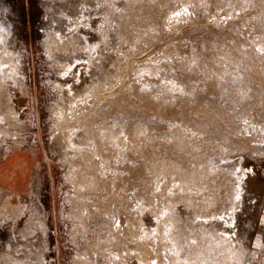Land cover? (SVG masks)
Wrapping results in <instances>:
<instances>
[{
  "label": "rangeland",
  "instance_id": "374dc122",
  "mask_svg": "<svg viewBox=\"0 0 264 264\" xmlns=\"http://www.w3.org/2000/svg\"><path fill=\"white\" fill-rule=\"evenodd\" d=\"M12 157L0 264H264V0H0Z\"/></svg>",
  "mask_w": 264,
  "mask_h": 264
},
{
  "label": "crops",
  "instance_id": "0c3cea01",
  "mask_svg": "<svg viewBox=\"0 0 264 264\" xmlns=\"http://www.w3.org/2000/svg\"><path fill=\"white\" fill-rule=\"evenodd\" d=\"M26 163L22 159L12 157L0 164V182L7 185L23 175Z\"/></svg>",
  "mask_w": 264,
  "mask_h": 264
},
{
  "label": "bare ground",
  "instance_id": "6f19581e",
  "mask_svg": "<svg viewBox=\"0 0 264 264\" xmlns=\"http://www.w3.org/2000/svg\"><path fill=\"white\" fill-rule=\"evenodd\" d=\"M71 65V64H70ZM74 66V65H73ZM72 66V67H73ZM70 67V66H69ZM64 80H65V82H69V81H71L72 79L70 78V77H66V78H64ZM72 83V82H71Z\"/></svg>",
  "mask_w": 264,
  "mask_h": 264
}]
</instances>
